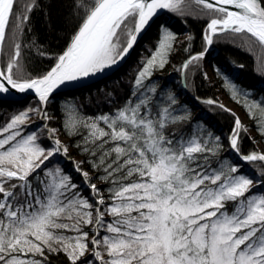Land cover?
Here are the masks:
<instances>
[{
	"label": "snow or ice",
	"instance_id": "1",
	"mask_svg": "<svg viewBox=\"0 0 264 264\" xmlns=\"http://www.w3.org/2000/svg\"><path fill=\"white\" fill-rule=\"evenodd\" d=\"M193 4L206 24L203 48L195 53L194 37L179 41L169 24V14L191 15ZM40 6V0H0V52L9 33L13 40L0 68V95L14 90L38 98L0 126V264H264V151H245L248 128L209 99L204 103L234 117L227 147L235 159H227L220 136L192 127L179 93L151 80L182 51L175 70L187 88L214 39L229 35L259 46L264 73V0H68L65 47L52 54L33 39L27 47L51 64L31 74L20 63L17 38ZM153 24L157 40L125 102L87 118L65 104L62 128L78 138L81 157L73 159L60 129L50 126V98L117 66ZM224 84L236 102L244 98L264 139V98L250 99L227 78ZM246 164L253 174L244 171Z\"/></svg>",
	"mask_w": 264,
	"mask_h": 264
},
{
	"label": "trees",
	"instance_id": "2",
	"mask_svg": "<svg viewBox=\"0 0 264 264\" xmlns=\"http://www.w3.org/2000/svg\"><path fill=\"white\" fill-rule=\"evenodd\" d=\"M21 5L30 0H17ZM191 2V0H188ZM68 0H40V7L30 14V20L25 26L23 35L17 38V42L22 44V56L20 63L26 72L35 74L46 70L51 61L46 58L37 57L35 49H29L27 45L33 39L47 49L49 53H59L66 44L68 33L71 31V24L68 19ZM191 15L179 17L170 15V28L177 35L179 41H184L185 35H192L193 53L199 52L203 48L202 35L203 28L206 26L205 19L199 15V9L193 4L190 9ZM157 40V27L142 43L136 57L126 68L115 72L108 77L90 82L88 84L65 89L60 95L50 99L47 110L54 119L50 122L51 127L60 129V138L70 147V154L73 159H79L80 154L74 145L78 138L69 137L64 134L62 124L65 118V104L74 105L81 117H96L115 111V106L122 104L130 97L134 78L137 75L141 62L149 55V49L153 47ZM185 47L187 44L185 43ZM13 51V40L11 33L6 38L1 52L2 68L6 66L7 60ZM261 49L258 45L245 44L242 37L219 36L214 39V43L207 57L208 70H204L201 64L199 70H191L189 73L188 87L184 88L183 77L175 69L179 68L186 54L178 51L172 54L169 64L164 70L156 71L151 80L160 86H165L168 90L179 93L178 99L184 108H187L192 115L193 125L203 127L220 136L224 144V155L227 159H235L234 155L228 151L227 138L234 125V117L230 112H225L216 104L208 105L204 101L212 99L222 103L231 112L240 114L244 125L249 130V135L243 138V149L245 151H264V139L256 130L253 119L249 118L246 108L243 106V97L240 102L232 99L230 91L225 87V78L231 80L237 87L250 94V99L259 101L264 98V73L259 70V60ZM243 65V67H240ZM217 69L220 75H217ZM207 72L209 79L204 78ZM111 93V97L107 94ZM15 98L19 103L11 102ZM0 126H2L10 116L18 111L24 110L29 106H36L37 98L27 100V97L12 96L7 99H0ZM115 101V104L113 103ZM235 113V114H236ZM33 120H39L33 116ZM28 130H35V125H31ZM45 144L48 141H44ZM63 162L64 167L73 175L76 182H80V177L72 169V164L64 157H58ZM244 171L253 174V165L246 164ZM88 195L87 189H84Z\"/></svg>",
	"mask_w": 264,
	"mask_h": 264
},
{
	"label": "water",
	"instance_id": "3",
	"mask_svg": "<svg viewBox=\"0 0 264 264\" xmlns=\"http://www.w3.org/2000/svg\"><path fill=\"white\" fill-rule=\"evenodd\" d=\"M155 26L156 25L153 24L146 32L142 33L141 37L138 38V41H137L136 45L130 51V53L124 58V60L120 61L119 64L117 66L113 67L112 69L106 70V73L105 74H100L99 76H97L96 79H98V80L99 79H102V78L107 77L108 75H110L112 73H115V72L120 71L123 68H125L132 61V59L136 56V54L139 51L142 43H144L145 39L150 34V32L155 28ZM0 68H2V66H1V52H0ZM67 88H69V87H62L61 89L58 90L57 93H54L53 94V97H56V96L60 95L61 92L63 90H65V89H67ZM9 96L27 97V100L28 99H31L33 97L34 98H37V97H35L34 93H32V92H28V93L21 94V93H16L14 90L8 95V97ZM2 98H5V96L0 95V99H2Z\"/></svg>",
	"mask_w": 264,
	"mask_h": 264
},
{
	"label": "rangeland",
	"instance_id": "4",
	"mask_svg": "<svg viewBox=\"0 0 264 264\" xmlns=\"http://www.w3.org/2000/svg\"><path fill=\"white\" fill-rule=\"evenodd\" d=\"M213 46V45H212ZM212 46H211V48L210 49H212ZM211 51V50H210ZM202 67H203V69L204 70H207L206 69V67L205 66H207L208 64L206 63V59H204L203 61H202ZM2 65V64H1ZM99 76V75H98ZM97 77V76H96ZM96 77H90L85 83H83V84H77V85H85V84H88V83H90V82H92ZM183 83H184V80H183ZM6 98V97H5ZM236 113V112H235ZM236 116H238L240 119H241V121L243 122V124H244V121H243V119L241 118V116H240V114H238V113H236ZM64 143H65V140H62Z\"/></svg>",
	"mask_w": 264,
	"mask_h": 264
},
{
	"label": "bare ground",
	"instance_id": "5",
	"mask_svg": "<svg viewBox=\"0 0 264 264\" xmlns=\"http://www.w3.org/2000/svg\"><path fill=\"white\" fill-rule=\"evenodd\" d=\"M209 53H210V52H208V54L206 55V57H205V58H207V57H208ZM127 66H128V65H127ZM127 66H126V67H127ZM126 67H125V68H126Z\"/></svg>",
	"mask_w": 264,
	"mask_h": 264
}]
</instances>
